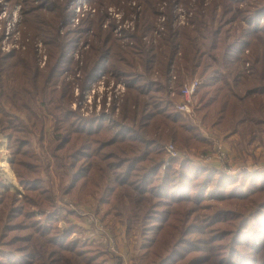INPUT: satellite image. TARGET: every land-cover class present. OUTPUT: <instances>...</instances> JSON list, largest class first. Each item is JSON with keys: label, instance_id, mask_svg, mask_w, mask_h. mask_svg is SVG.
<instances>
[{"label": "trees", "instance_id": "trees-1", "mask_svg": "<svg viewBox=\"0 0 264 264\" xmlns=\"http://www.w3.org/2000/svg\"><path fill=\"white\" fill-rule=\"evenodd\" d=\"M126 1L134 5L139 16L135 31L127 36L135 40L133 43H126L125 37L115 36L103 25V13L98 7L95 13L81 19L77 29L60 34V22L69 20L70 0L62 4L56 0L50 7L43 0H35L24 11L26 22L37 37L51 46V64L42 66L39 56V65L32 50L17 54L0 49V131L9 137L11 162L25 189L22 196L16 191V195L12 194L6 181L0 180V264H110L108 241L93 244L73 240L70 229L62 230L54 223L59 208L50 160H35L31 149L32 134H42L46 127L41 107L53 112L58 127L66 131L65 139L54 149L65 171V181L60 184L62 194L76 193L80 199L94 196L99 212L107 207L106 216L114 211L130 224L134 218L150 215L159 198L153 184L160 175V158L119 136L111 125L91 128L84 127L85 122H71L78 116L71 107L74 81H54L63 76L65 68L78 67L68 72L79 74L77 83L82 82L84 87L105 70L127 80V93L116 123L119 128L136 123L143 130L147 121L155 120L151 130L155 132L161 126L165 140L189 146L193 140L202 142L197 126L175 111L181 90L196 77L200 80L197 110L205 121L236 130L246 124L251 111L264 120V99H250L253 89L264 88V0H212L207 5L205 0H198L188 26H179L175 20L174 9L180 0ZM164 14L166 27L156 35ZM230 20L236 35L219 57L213 52L221 47V35ZM245 37L252 38L254 48H246L251 42L242 39ZM78 38L90 40L91 47L75 60L69 49ZM145 81L158 86L155 89L160 90L162 99H168L165 105L156 106L157 101L147 95L142 85ZM149 107L154 115L147 112ZM149 114L152 117H147ZM80 119L88 124L99 120ZM194 170L198 169L188 164L183 169L171 165L157 189L164 190L168 198L174 189L179 198L186 190L181 179L186 181ZM143 183L147 187H142ZM187 201L191 207L175 208L171 203L166 205L167 210L159 212L161 222L147 229V234L156 232L157 248L154 241L145 242L142 263L148 260L149 264H163L168 252L158 251V245L167 240L163 235L165 224L173 209L185 216L194 208L193 201ZM183 202L178 199L176 205ZM37 210H51L49 224L40 221Z\"/></svg>", "mask_w": 264, "mask_h": 264}, {"label": "rangeland", "instance_id": "rangeland-1", "mask_svg": "<svg viewBox=\"0 0 264 264\" xmlns=\"http://www.w3.org/2000/svg\"><path fill=\"white\" fill-rule=\"evenodd\" d=\"M34 1L0 0V49L4 53L17 52V54L32 50L37 54L38 63L40 56L41 65L49 66L52 62L51 46L46 45L41 37H37L35 32L28 28L26 22L27 16L24 11L34 5ZM55 1L43 0V3L50 7ZM211 1L205 0V5ZM81 2H87L90 7L95 9L98 7L99 12L103 13V25L107 29H111L115 36L125 37L126 43L135 42L127 36L132 35L135 31L139 16L136 15L134 5L131 6L126 0H70L67 10L69 20L60 22V34L77 29L76 26L83 17L97 11V9L95 12L86 10L84 15L78 14L75 9ZM59 3L62 4L63 0H60ZM135 3L136 1H134ZM197 5L198 0H180L174 9L176 23L179 26L191 25ZM76 17H79L78 21ZM160 21L161 24L157 30L160 33L156 35H160L166 27L165 14L161 16ZM131 22H134V25L128 27V23ZM233 29L234 22L232 23L230 20L221 35V47L213 52L214 54L220 57L222 48L233 40L236 35ZM242 39L251 42L246 46L247 49L254 48L252 38ZM84 42V39L78 38L70 47L69 54L75 60L81 59L85 51L91 47L90 40ZM40 43L43 44L42 51L39 47ZM45 54L47 60L43 64ZM80 65H84V63L80 62ZM71 69H78V67H67L63 70L62 77L57 76L54 79V81L59 79L67 82L74 81L71 107L78 116L73 117L71 122H78V124L85 122L83 126L89 125L91 128L111 125L119 131V136L126 137L132 143L144 147L152 157L160 158L162 165L160 164V175L153 184V188H155L153 192L158 193L157 197L159 198H157L151 214L148 215L150 218H147L148 216H143V219L134 218L133 224H130L114 211L106 216L108 208L99 212L97 199L94 196L80 199L75 197L76 193L73 195L62 194L60 184L65 181V171L64 168L62 169L60 159L54 153V149L63 142L66 131L63 127H58V120L53 112H49L46 107H41L40 113L45 117L46 127L42 134H32L31 149L35 160H50L57 194V208H59L54 223L58 228L70 229L73 240L87 241L93 244L103 243L102 239H93L88 230L89 226H86L91 217H96L110 229L113 242H115V249L111 244H105L108 247L110 264H144L141 261L144 243L154 241L153 246L157 248L156 232L147 234V229L150 225L161 222L159 212L167 210L166 205L171 203H175V208L191 207L192 204L187 201L191 199L194 208L187 215L183 216L182 212L173 209L165 224L163 235L167 237V240L158 245V251L168 252L163 264H264V120H259L257 113L251 111L246 124L238 126L236 130H226L223 126L205 121L197 110L199 95L196 96V93L193 112L188 114L179 111L177 103L181 99V90L176 99V114L191 120L190 122L197 126L203 139L202 142L193 140L192 146H189L172 139L165 140L161 126L157 131L152 132L155 120L147 121V127L143 130H139L136 123L119 128L116 123L121 115L122 104L127 93V80L123 77L118 78L105 70L84 87L82 82L77 83L76 77L79 74L68 72ZM103 75L106 77L104 83L100 84L98 80ZM195 79L199 80L198 77ZM123 81L126 83L123 96L108 99L111 83L118 84ZM146 82H143L142 85H145L144 89L147 95H152L155 98L156 106L165 105L168 99H162L160 90L155 89L158 86ZM251 93L250 99H264V88L253 89ZM147 112H153L151 115L155 114V111L150 107ZM80 117L83 119L95 117L99 120L97 122L93 120L90 122L91 124H88L86 122L89 121H84ZM147 117L152 116L149 114ZM215 139H220L225 143L231 155L228 160L222 161L216 157ZM9 143L8 135L0 131V180L6 181L12 194L17 192L22 196L25 189L20 184L11 162ZM170 143L176 145L182 156L174 158L169 155L167 144ZM109 157L112 155L109 154ZM173 164L178 169H183L186 164L198 169L192 171L186 181L181 179V186L185 185L186 190L179 198L178 191H174V189L170 198L164 196V190L157 189L166 170ZM9 173L12 174V178ZM41 175L45 177V174ZM143 186L147 187L144 183ZM153 188L151 186L149 191L150 189L152 191ZM178 199L185 200V202L176 205ZM50 211L47 210L46 213H43L37 210V217L41 222L43 221L42 223L48 222L49 224ZM130 260L132 261L130 262ZM145 262L149 264L148 260Z\"/></svg>", "mask_w": 264, "mask_h": 264}, {"label": "built area", "instance_id": "built-area-1", "mask_svg": "<svg viewBox=\"0 0 264 264\" xmlns=\"http://www.w3.org/2000/svg\"><path fill=\"white\" fill-rule=\"evenodd\" d=\"M75 10L78 14H83V15L85 14L86 10H90L93 12L96 11V9L90 7L87 4V2L78 3ZM117 16L119 17V14H117ZM76 20L78 21L79 17H76ZM133 25H134V22H131V23H128L127 26L131 27ZM39 47H40V50L42 51L43 44L40 43ZM46 60H47V55L45 54L44 58H43V64L46 63ZM105 77L106 76L103 75L98 80V83L103 84ZM198 84H199V80L193 79V81L186 84L185 87L182 89L181 99H179V101L177 103V108L179 111L184 112V113H188V114L193 112L195 93H196ZM125 90H126V83L124 81L119 82L118 84L116 82H112L110 85V96L108 97V99L111 100L115 96L122 97ZM214 149L216 151L215 152L216 157H218L222 161L228 160L231 156L230 152L226 148L225 143H223V141H221L220 139L214 140ZM167 151L171 157L175 158V157L182 156L178 152L176 145L174 143L167 144ZM86 226L87 227L89 226L88 230L90 231L91 237L93 239L99 238V239H102L104 241H108L109 244L112 245L113 249H115V242H113L114 239L111 235V231L102 221H100L96 217H91L89 219V221L87 222Z\"/></svg>", "mask_w": 264, "mask_h": 264}, {"label": "bare ground", "instance_id": "bare-ground-1", "mask_svg": "<svg viewBox=\"0 0 264 264\" xmlns=\"http://www.w3.org/2000/svg\"><path fill=\"white\" fill-rule=\"evenodd\" d=\"M9 175H10V178H12V177H13L11 173H9ZM13 184H15V185H16V183H15V182H13Z\"/></svg>", "mask_w": 264, "mask_h": 264}, {"label": "crops", "instance_id": "crops-1", "mask_svg": "<svg viewBox=\"0 0 264 264\" xmlns=\"http://www.w3.org/2000/svg\"><path fill=\"white\" fill-rule=\"evenodd\" d=\"M132 260H130V262H131Z\"/></svg>", "mask_w": 264, "mask_h": 264}]
</instances>
